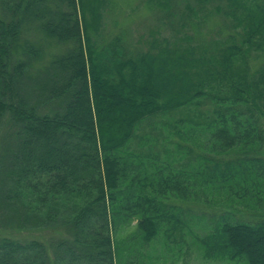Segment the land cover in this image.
I'll return each instance as SVG.
<instances>
[{"label": "trees", "instance_id": "16d2710c", "mask_svg": "<svg viewBox=\"0 0 264 264\" xmlns=\"http://www.w3.org/2000/svg\"><path fill=\"white\" fill-rule=\"evenodd\" d=\"M150 1L169 32L141 47L126 30L94 39L104 0H0V264H146L158 244L167 261L191 217L172 200L223 192L254 222L221 212L193 239L264 264V0ZM213 14L220 30L202 38ZM44 178L76 202L58 236L15 237L39 227L21 193Z\"/></svg>", "mask_w": 264, "mask_h": 264}, {"label": "rangeland", "instance_id": "374dc122", "mask_svg": "<svg viewBox=\"0 0 264 264\" xmlns=\"http://www.w3.org/2000/svg\"><path fill=\"white\" fill-rule=\"evenodd\" d=\"M96 3L100 6V0ZM161 1V0H159ZM87 0H84L86 3ZM101 13L103 17L99 22V25L90 29L91 34L96 38L101 45L108 42L116 34L126 30L132 36L134 43L137 46L146 47L150 45L154 40L161 39L168 35V30L164 26H160L158 17L161 18L163 11L159 6H154L150 0H104ZM96 3H93V7H97ZM209 6V5H208ZM212 6V5H211ZM92 7V8H93ZM209 9V7H208ZM212 9V7L210 8ZM211 11V10H210ZM90 10L87 11V21L91 22ZM105 12V13H104ZM96 25V24H95ZM221 27V20L217 15H211L207 24L203 26L205 29H201V37H211L212 33L218 32ZM98 28V29H96ZM158 28L160 29L159 33ZM163 33V34H161ZM171 35V34H170ZM169 35V36H170ZM33 41H37L36 35L30 36ZM58 48H47V52H55ZM4 126L0 127V145L2 144L1 136L4 133ZM195 146V147H194ZM1 147V146H0ZM199 147L193 145V150L199 152ZM206 156L216 159H224L228 157H217L216 155L205 154ZM47 180L42 179L43 184H39L38 180H33L31 184L27 186L25 192L21 193L23 202L27 205L29 211L35 214L40 223L37 222L39 227H33L30 231H25L21 235L15 233V237L20 238H38V237H55L60 234L63 226L59 224L63 220L64 210L62 205L71 206L76 200L64 197H55L47 193L45 184ZM36 183L38 185H36ZM25 189V188H24ZM217 192V191H216ZM234 198L228 193L223 192L220 196L217 193L208 195V198H202L198 201L184 202L180 200H172L176 206L180 207L182 211L186 210L189 217L188 226L183 230L184 244L179 246L180 255L172 257L168 254L167 261L164 260L163 252L164 246L158 244L154 250H142L146 256L151 255V259L146 257V264H232L225 260H215L204 255V250L199 246L193 237H201L211 233L214 217L219 213L236 210L237 215L248 221L253 220V211L247 205H241L240 199L233 200ZM236 201V202H235ZM80 205L84 204L83 199L77 201ZM250 203V201H246ZM264 214V212H261ZM203 216V218L197 219L196 217ZM196 219V220H195ZM264 219V217L262 218ZM59 224V226H57ZM6 220L0 213V235L9 234L5 229ZM136 229V222H133L130 227H125L114 234L118 240H122L131 235Z\"/></svg>", "mask_w": 264, "mask_h": 264}]
</instances>
